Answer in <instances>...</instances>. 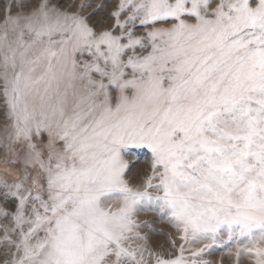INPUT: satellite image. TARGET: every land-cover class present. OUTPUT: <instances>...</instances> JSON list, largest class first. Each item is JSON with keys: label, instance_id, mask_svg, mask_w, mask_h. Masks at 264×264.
<instances>
[{"label": "snow or ice", "instance_id": "6c2138e0", "mask_svg": "<svg viewBox=\"0 0 264 264\" xmlns=\"http://www.w3.org/2000/svg\"><path fill=\"white\" fill-rule=\"evenodd\" d=\"M91 7L0 0V147L23 165L0 264H208L222 234L264 264V0H119L108 27ZM140 210L168 214L180 255Z\"/></svg>", "mask_w": 264, "mask_h": 264}, {"label": "rangeland", "instance_id": "374dc122", "mask_svg": "<svg viewBox=\"0 0 264 264\" xmlns=\"http://www.w3.org/2000/svg\"><path fill=\"white\" fill-rule=\"evenodd\" d=\"M67 2V0H66ZM77 4L80 0H76ZM88 3L92 5L91 8L86 9L85 15L87 16L91 13L90 23L92 25H98L103 21L104 26H110L113 21L109 19V14L116 10V6L119 0H87ZM103 5V7H98ZM161 27H166L167 25H159ZM3 147H0V150ZM135 159L137 162L135 167L129 172L126 179L132 181L133 185L139 184L142 180L146 179V176L150 174V153L145 149H134ZM23 165H13L5 162L4 156L0 155V208L12 211L14 210L15 201L9 197L4 198V193L8 191H14V189L5 188L4 184L11 186L15 181H18L23 176ZM135 177V179H132ZM31 186V180L26 182ZM33 190L34 187H33ZM152 195H157V193H151ZM155 208V205H153ZM133 219L141 224L146 225L139 229V232L143 236H147L148 245L154 251L160 253L162 258L170 259L175 258L180 255L181 245L184 241L180 239L181 232H179L173 224L169 223V216L163 210H140L136 213ZM8 224L7 219H0V227ZM3 231H0V239L3 238ZM174 241V243H173ZM210 243V241H202L196 247L195 243H188L185 245V251L183 253L185 259L191 258V252L196 251L202 247L204 244ZM264 246V245H261ZM249 245L245 243L242 239L240 243L234 241H229L226 235H220L218 242L210 247L206 254L201 258L203 261L208 262V264H253L255 258L253 256L247 255V249ZM243 249V252H241ZM4 257L0 256V261Z\"/></svg>", "mask_w": 264, "mask_h": 264}, {"label": "bare ground", "instance_id": "6f19581e", "mask_svg": "<svg viewBox=\"0 0 264 264\" xmlns=\"http://www.w3.org/2000/svg\"><path fill=\"white\" fill-rule=\"evenodd\" d=\"M0 155L3 157V148L0 150ZM199 243H201V242H199ZM199 243H195L196 244V247L199 245Z\"/></svg>", "mask_w": 264, "mask_h": 264}]
</instances>
